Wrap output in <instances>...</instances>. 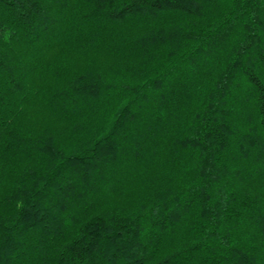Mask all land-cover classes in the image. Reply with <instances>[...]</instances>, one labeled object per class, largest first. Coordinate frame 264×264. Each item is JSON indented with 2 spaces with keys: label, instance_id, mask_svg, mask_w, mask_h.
I'll use <instances>...</instances> for the list:
<instances>
[{
  "label": "trees",
  "instance_id": "16d2710c",
  "mask_svg": "<svg viewBox=\"0 0 264 264\" xmlns=\"http://www.w3.org/2000/svg\"><path fill=\"white\" fill-rule=\"evenodd\" d=\"M0 264H264V0H0Z\"/></svg>",
  "mask_w": 264,
  "mask_h": 264
}]
</instances>
